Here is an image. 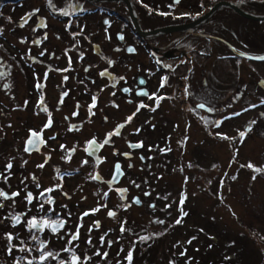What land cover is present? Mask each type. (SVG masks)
<instances>
[{
  "label": "flooded vegetation",
  "instance_id": "1",
  "mask_svg": "<svg viewBox=\"0 0 264 264\" xmlns=\"http://www.w3.org/2000/svg\"><path fill=\"white\" fill-rule=\"evenodd\" d=\"M263 15L264 0H0V264H135L152 173L230 150L227 118L264 103Z\"/></svg>",
  "mask_w": 264,
  "mask_h": 264
},
{
  "label": "rangeland",
  "instance_id": "2",
  "mask_svg": "<svg viewBox=\"0 0 264 264\" xmlns=\"http://www.w3.org/2000/svg\"><path fill=\"white\" fill-rule=\"evenodd\" d=\"M260 27L264 56V19ZM227 119L218 136L230 133V150L216 139L214 152L188 150L186 165L182 158L152 173L158 204L142 219L146 239L135 246V264L149 254L147 264H264V103Z\"/></svg>",
  "mask_w": 264,
  "mask_h": 264
},
{
  "label": "snow or ice",
  "instance_id": "3",
  "mask_svg": "<svg viewBox=\"0 0 264 264\" xmlns=\"http://www.w3.org/2000/svg\"><path fill=\"white\" fill-rule=\"evenodd\" d=\"M176 2L178 3L179 0H176ZM244 0H240V3H243ZM241 55H243V53H241ZM254 59H261V60H264V56H260V57H253ZM163 86V84L161 85ZM243 135V134H242ZM251 167V165H249ZM257 171H260V169H257ZM253 179H255V177H253ZM4 195V193L0 192V196ZM17 195V193H13V196ZM110 215H114V213H109ZM181 221L178 219L176 221V223H180ZM33 227H36L35 223H33ZM74 239L76 238L75 236L73 237ZM9 239H11V235H9ZM142 239H146V238H142ZM9 251H11V249H9ZM43 259V257H41ZM129 260H131V252L129 253V257H128Z\"/></svg>",
  "mask_w": 264,
  "mask_h": 264
},
{
  "label": "trees",
  "instance_id": "4",
  "mask_svg": "<svg viewBox=\"0 0 264 264\" xmlns=\"http://www.w3.org/2000/svg\"><path fill=\"white\" fill-rule=\"evenodd\" d=\"M250 102H251V100L249 101V104H250ZM263 102H264V101H263ZM255 103H257V102H252L251 104H252V105H255ZM241 233H242V231H241ZM241 233H240V234H241ZM236 237H237L236 239L239 238L238 236H236ZM233 240H234V239H233ZM234 242H235V241H234ZM223 245H225V246H226V245H230V243H229V242H226V243H224ZM151 257H152V255L149 254V255H148V260H149V261L152 260ZM149 261L146 260L143 264H147V262H149ZM220 264H222V263H220Z\"/></svg>",
  "mask_w": 264,
  "mask_h": 264
},
{
  "label": "water",
  "instance_id": "5",
  "mask_svg": "<svg viewBox=\"0 0 264 264\" xmlns=\"http://www.w3.org/2000/svg\"><path fill=\"white\" fill-rule=\"evenodd\" d=\"M260 17H263L264 18V15L263 16H260Z\"/></svg>",
  "mask_w": 264,
  "mask_h": 264
}]
</instances>
